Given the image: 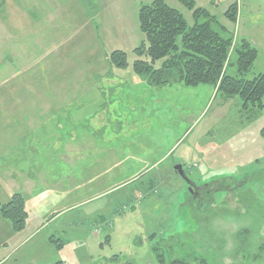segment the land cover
I'll return each mask as SVG.
<instances>
[{
	"label": "rangeland",
	"instance_id": "obj_1",
	"mask_svg": "<svg viewBox=\"0 0 264 264\" xmlns=\"http://www.w3.org/2000/svg\"><path fill=\"white\" fill-rule=\"evenodd\" d=\"M150 1L68 0L56 12L47 0H0V209L19 192L27 211L21 229L0 215V264H264V110L243 107L240 98L216 93L212 84L158 87L134 74L138 56L131 48L144 38L137 11ZM234 1L237 16L229 21L224 12ZM165 2L192 23L179 0ZM193 2L229 27L235 43L245 39L256 49L244 74L233 52L228 75L251 79L264 71V0ZM47 9L52 12L45 17ZM44 20L51 35L68 36V56L59 68L80 77L74 86L86 83L80 74L88 71V37L101 50V39L128 50V67L109 71L121 76L111 82L118 86L90 90L115 103L86 109L90 129L72 141L47 121L37 124L40 115L50 123L68 115L57 96L58 113H50L49 71H32L37 32L31 24L41 27ZM22 116L29 122L16 123ZM32 133L47 138L35 140ZM70 142L81 154L66 153ZM32 154L42 183L23 187L20 170ZM177 164L203 191L219 181L211 198L191 200L186 190H193L173 170Z\"/></svg>",
	"mask_w": 264,
	"mask_h": 264
},
{
	"label": "trees",
	"instance_id": "obj_2",
	"mask_svg": "<svg viewBox=\"0 0 264 264\" xmlns=\"http://www.w3.org/2000/svg\"><path fill=\"white\" fill-rule=\"evenodd\" d=\"M179 1L191 12L192 23L165 0H151L139 7L138 29L144 38L131 50L138 56L131 65L133 72L147 84L158 87L176 81L187 86L212 84L216 93L240 98L243 107L252 105L264 110V71L251 79L226 72L233 52L237 56L238 73L247 72L256 57V49L245 39L232 46L231 31L216 16L203 6H194L193 0ZM236 12L234 1L224 15L229 21H235ZM108 59L117 68H126L129 64L124 50L110 52ZM157 62L159 66H155ZM26 214L21 193H14L1 205L0 215L10 220L15 229L24 226ZM54 264L67 263L56 261Z\"/></svg>",
	"mask_w": 264,
	"mask_h": 264
},
{
	"label": "crops",
	"instance_id": "obj_3",
	"mask_svg": "<svg viewBox=\"0 0 264 264\" xmlns=\"http://www.w3.org/2000/svg\"><path fill=\"white\" fill-rule=\"evenodd\" d=\"M68 0H61V2H58L56 0H47V3L49 7H54L56 12H58L65 6L66 2ZM51 8V9H52ZM210 11H214L212 7H208ZM212 8V9H211ZM51 9H47L45 12V17L47 13H51ZM67 10V8H66ZM66 10H63L62 13H65ZM71 10V9H70ZM64 20H61L60 22H63ZM227 20H223L225 22ZM56 22V21H55ZM226 23V22H225ZM23 27V26H22ZM229 28V27H228ZM35 30L37 32L36 36L32 35L31 43H33V54L34 57L31 61L32 67H35L32 69L34 71L35 69H38L37 71H49V77L50 82L47 86H50V90L48 96L50 98L49 101V108L50 113L53 115H57L58 111L54 108L56 103V96L59 100L63 101L61 102L60 108H63L65 110L64 113L68 114L63 122H51L49 119H45L44 115H40V120L37 122V124L44 123L45 121L49 122V124H52L53 126L49 127L50 130L57 134H64L68 140L72 141L78 137V135L81 133L82 129L86 131L89 126L87 125L88 121H86L89 118V113L86 112V109L95 107L96 109H104L107 108L108 104L115 103L111 99L104 100L100 97H96L94 95L93 91H90L92 88L97 87L100 92H103L106 88H114L117 87L118 84L112 85L113 80H118L119 77H121L118 73L114 75L113 73L109 74V71H115V66L111 64V62L108 59V54L114 50H121V48L117 47V44L115 43H105L101 39V43L103 46V50L100 49L99 45H95L93 43L92 38H87L85 43V54L87 57V63H88V71H82L80 76L87 78L86 83H82L79 86H74L73 83L75 81H78L80 77H76L73 73V71H61L60 70V62L63 58H66L68 56V53L66 51L69 50L70 47V41H65V38L68 36L62 35H51L50 29H51V23L47 21H43V24L41 27H39L36 24H31V30ZM70 36V35H69ZM80 33H76V37L79 39ZM97 37H100V34L97 33ZM108 38V37H106ZM140 43V42H139ZM37 44L41 45V47L36 48ZM131 48H135V44ZM49 50L51 51L48 53V55H45V51ZM124 50V49H122ZM126 51V50H125ZM128 53V50L126 51ZM100 65V68L98 69L96 65ZM128 67V66H127ZM126 67V68H127ZM95 71H103V73H98ZM133 71V70H132ZM134 73V72H133ZM135 74V73H134ZM136 78V77H134ZM101 79H104L101 81ZM66 80H69L70 82L65 83ZM54 93V94H53ZM95 101L100 102L101 105H96ZM85 110V111H84ZM59 110V113L61 112ZM102 111L103 119L105 118L106 113ZM36 115H39V109L35 107ZM82 115L83 122H79L81 118L79 115ZM17 117H20V114L16 115ZM76 116V117H74ZM99 116V111H98ZM28 116H22V121L19 118H15L16 123H23V122H29ZM32 118V117H31ZM91 118L95 119L97 118V113L95 110H93L91 114ZM32 123V121H31ZM83 128H82V127ZM90 129V128H89ZM33 138L35 140H40L42 138H47L45 135H38L33 134ZM25 136V135H23ZM59 138V137H56ZM58 142V141H57ZM36 147L34 151H37V147L39 146L38 143H36ZM77 146H72L71 142L67 145L66 153L68 155H77L81 154L80 151L77 152L78 148ZM71 148V149H70ZM72 151H76L73 153ZM94 155H97L96 153ZM38 155L32 154V159L27 163L25 168H22L20 170L21 176H23V187H27L29 184H32V187H36V182H41L42 176L44 173H41L38 171L39 165L34 164V157ZM65 156V155H64ZM70 162V159L67 160ZM77 160L75 159L76 163ZM73 165V164H72ZM76 166V165H75ZM50 166H44L43 171L50 170ZM71 179H67L62 182L63 187L65 188L66 183L69 185ZM42 183V182H41ZM22 187V185L20 184Z\"/></svg>",
	"mask_w": 264,
	"mask_h": 264
},
{
	"label": "flooded vegetation",
	"instance_id": "obj_4",
	"mask_svg": "<svg viewBox=\"0 0 264 264\" xmlns=\"http://www.w3.org/2000/svg\"><path fill=\"white\" fill-rule=\"evenodd\" d=\"M217 184H219V183L215 182V181L209 183V185L206 184L207 188L209 189L207 191H203L200 186H197L196 184H194V190H193L192 193L189 194L191 200L201 201V200H203L206 197L211 198L210 197V194H211L210 192H212V191H214L215 189L218 188Z\"/></svg>",
	"mask_w": 264,
	"mask_h": 264
},
{
	"label": "water",
	"instance_id": "obj_5",
	"mask_svg": "<svg viewBox=\"0 0 264 264\" xmlns=\"http://www.w3.org/2000/svg\"><path fill=\"white\" fill-rule=\"evenodd\" d=\"M174 169H175V171H177V173H178V174H179L184 180H186V182H187L188 185H189V188H191L193 182H192V181L186 176L184 170L182 169V166H181V165H176V166L174 167Z\"/></svg>",
	"mask_w": 264,
	"mask_h": 264
}]
</instances>
